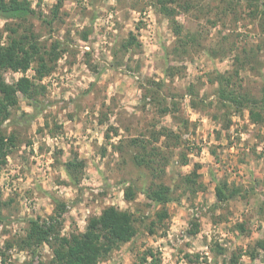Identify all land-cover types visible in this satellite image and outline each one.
I'll use <instances>...</instances> for the list:
<instances>
[{
    "label": "rangeland",
    "instance_id": "obj_1",
    "mask_svg": "<svg viewBox=\"0 0 264 264\" xmlns=\"http://www.w3.org/2000/svg\"><path fill=\"white\" fill-rule=\"evenodd\" d=\"M203 1L202 6L214 7L210 16L217 24L197 18V11L178 15L187 29L202 34L201 47L181 55L172 52L177 36L171 21L151 0H62L57 16L53 8L58 0H42L40 6L32 0L42 15L25 25L43 46L49 48L58 39L66 51L49 75L35 79L46 87L38 97L42 107L37 117L3 125L17 136L16 147L0 168L1 213L10 217L0 221L3 248L7 240L25 233L26 218L49 216L55 201L61 200L67 204L62 228L66 235L84 231L89 218L110 205L135 214L137 234L99 264H228L233 253L239 257L237 264H264V250L256 246L264 237V123H252L247 111L226 116L215 100L218 83L212 81L217 71L233 69L234 54L261 44L263 36L244 9L235 21L233 15H214L221 0ZM83 31L89 33L87 39H82ZM131 32L140 46L126 53L121 47ZM0 38L7 40L1 18ZM205 46L222 47L227 53L212 58ZM261 48L264 60V42ZM168 63L178 72L174 76L165 73ZM24 75L34 79V67L3 73L8 83ZM150 80L165 82L158 99L144 98ZM237 85L260 97L264 67L261 75L242 71ZM190 86L204 100L201 110L191 106ZM171 95L177 104L164 114V99ZM37 110L21 97L16 111L19 115ZM163 127L180 139L171 138L168 147L162 146L163 137L152 143V135ZM133 138H145L149 149L154 145L165 151L166 171L158 178L131 161L134 151L128 142ZM75 153L85 161L78 186L71 184L63 166ZM182 153L187 165L182 164ZM197 164L204 188L193 195L192 189L177 188V183ZM162 167L159 163V170ZM218 178L240 186L242 194L215 207ZM152 181L171 186L178 198L166 204L168 216L163 220L157 216L162 207L144 193L131 201L124 197L129 183L147 189ZM217 245L225 251L220 253ZM7 254L5 264H47L52 258L46 244L35 255L16 247Z\"/></svg>",
    "mask_w": 264,
    "mask_h": 264
},
{
    "label": "trees",
    "instance_id": "obj_2",
    "mask_svg": "<svg viewBox=\"0 0 264 264\" xmlns=\"http://www.w3.org/2000/svg\"><path fill=\"white\" fill-rule=\"evenodd\" d=\"M42 0H38L40 6ZM152 4L162 13L163 16L171 21L173 33L177 36V40L173 45L172 52L176 54L187 55L190 50L201 47V32L199 30L187 29L184 23L177 20L180 14H189L197 11V18L206 17L212 25L217 24V20H211V14L214 7L202 6L203 0H151ZM62 0H58L54 5L53 13L58 15L59 5ZM219 12L214 14L224 15L228 17L233 15L235 21L241 19V15L245 14L256 21L257 26L262 34V42L257 46L250 48L243 47L242 50L233 56V69L226 72H216V77L213 82L218 83L216 89V102L218 106L225 110V115H241L245 111L249 113V119L254 124L264 123V87L261 96L252 93L241 85H237V80L240 79L241 72L245 70L253 71L261 75L264 67V60L261 58L260 50H262L264 42V0H221L216 6ZM244 9V12L242 11ZM39 14L42 15L33 6L32 0H0V18L5 20V31L7 32V40L4 42L0 38V168L4 166L14 147L17 145V136L15 132L8 133L3 129L5 122L19 123L23 120L30 121L37 117L41 110L39 95L41 91L46 89L42 84H39L35 79L42 80L49 75L55 68L58 59L62 57L65 48L63 42L55 39L49 48L43 46L38 39V34L25 24ZM239 15V16H237ZM218 16V17H219ZM45 21L46 18H43ZM51 23V21L49 22ZM88 32H81L82 39L88 38ZM134 45L140 46L137 37L130 33L126 42L122 44V49L127 53ZM204 47V46H203ZM207 53L212 58H217L219 55L226 54V51L221 52L222 47H206ZM115 61L117 53H113ZM34 67V79L21 76L13 83L5 81L3 73L8 70L26 72L29 68ZM165 73L168 76H174L172 70L175 66L169 63L165 65ZM151 85L147 88L144 98H157L159 91L163 88L164 81L150 80ZM187 93L191 96V106L194 109H200L203 99H200L197 91L193 87H189ZM25 98L30 105L37 111L33 113L23 112L17 114L19 109L20 99ZM175 95L167 96L164 99L162 112H173L177 104ZM213 103V102H209ZM204 107V106H203ZM229 125V124H227ZM117 133V131H116ZM109 136V134L107 135ZM153 136L152 143H158L163 137V147H168L171 138L180 139V136L170 128L163 127L157 130ZM149 144H151L149 142ZM128 147L133 149L131 161L138 168H146L152 172L155 178H158L161 173L166 171L167 155L162 151V147L152 146L149 149L148 141L133 138L128 142ZM138 148V150H135ZM182 164H188L187 155L182 153ZM162 161V162H159ZM162 163V170H159L158 164ZM67 176L74 186L81 183V175L85 167V161L79 160L75 153L73 158L63 163ZM199 164L190 173L180 175V183H177V188L180 185L192 189L193 195L201 188H204L203 183L199 181L198 174ZM161 172V173H160ZM215 195L216 202L212 206L225 204L229 200L242 194L241 187L228 182L226 179L218 178L216 180ZM144 193L146 198L154 205L161 206V210L157 212L158 220H163L168 216L166 204L175 201L178 198L174 196L172 187L164 182H151L147 189L137 188L133 182L129 183L124 188V197L127 201L134 200L139 193ZM56 206L54 212L43 218L41 216L26 218L27 223L25 233L18 234L17 237L6 241V246L0 245V261L6 263L8 256L7 250L16 247L18 250L30 251L36 254L37 249L43 245H48L52 251V258L47 264H99L100 261L106 259L115 249L119 248L133 239L137 234V219L135 214L129 209H119L114 205L105 207L99 215L91 216L86 224L84 231L72 232L68 235L62 234L64 224V216L66 213V203L61 200L55 201ZM10 220V217L1 213L0 221ZM198 224L192 228L191 232H197ZM241 230H245L243 223L237 224ZM256 246L264 250V237L256 241ZM220 253H223L224 248L216 246ZM147 254L154 256L149 251ZM147 255L142 257L144 263ZM157 261V258L154 262ZM239 257L235 253L231 255L228 264H237ZM26 264H32L28 262Z\"/></svg>",
    "mask_w": 264,
    "mask_h": 264
},
{
    "label": "built area",
    "instance_id": "obj_3",
    "mask_svg": "<svg viewBox=\"0 0 264 264\" xmlns=\"http://www.w3.org/2000/svg\"><path fill=\"white\" fill-rule=\"evenodd\" d=\"M234 148V147H233Z\"/></svg>",
    "mask_w": 264,
    "mask_h": 264
}]
</instances>
